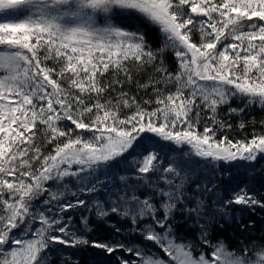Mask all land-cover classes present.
Masks as SVG:
<instances>
[{"label":"snow or ice","instance_id":"1","mask_svg":"<svg viewBox=\"0 0 264 264\" xmlns=\"http://www.w3.org/2000/svg\"><path fill=\"white\" fill-rule=\"evenodd\" d=\"M5 11L22 18L0 21V264H50L49 249L56 244H91L109 254L123 250L139 258L120 257V264H264V244L246 245L238 252L223 241L212 243L203 198L187 194L198 175L189 164L191 155L254 162L264 154V134H254L249 142L226 136L217 140L215 127H231L217 119V111L234 97L246 98L245 107L264 108V0H0V12ZM134 16L160 29L161 48L153 51L143 32L116 22ZM194 30L200 34L198 43ZM167 48L174 51L178 69L168 71L161 60L156 68L161 77L150 83H174L175 91L165 95L154 89L158 107L143 108L125 92L115 102H101L113 84L121 83H102L105 74L122 73L130 81L133 66L154 64ZM201 105L211 113L213 125L202 131ZM122 108L135 110L121 117ZM243 111L229 109L230 114ZM64 121L74 128L63 126ZM38 126H43V139L54 144L47 154L37 142ZM75 130L91 135H73ZM145 133L191 150L165 157L155 143L142 148ZM60 138L64 140L58 142ZM121 161L134 170L136 183L114 169V162ZM69 177L75 190L65 183ZM101 189L106 201L91 202L97 217L130 219L132 234L153 242L167 259L154 249L90 242L77 234L72 217L64 214L89 207L80 196ZM195 189L213 191L200 183ZM154 198H160L159 205ZM231 203L260 202L241 189L222 202ZM176 211L195 218L207 252L194 256L191 241H178ZM82 223L90 231L86 217Z\"/></svg>","mask_w":264,"mask_h":264},{"label":"trees","instance_id":"2","mask_svg":"<svg viewBox=\"0 0 264 264\" xmlns=\"http://www.w3.org/2000/svg\"><path fill=\"white\" fill-rule=\"evenodd\" d=\"M187 7V6H186ZM22 18L16 12H0V21L2 20H17ZM120 23L122 27L135 31L139 29L144 33L145 40L151 46L153 51L163 46L164 37L160 32V29L150 23L145 22L142 18L129 17L121 18L116 21ZM193 40L199 42L200 34L198 31L193 32ZM230 42V41H226ZM161 60L164 67L168 71L175 73L178 69V63L174 55V51L171 48L165 49L157 56V60L152 65H145L143 68H137L133 66L130 69V75L132 79L129 81L122 73L113 74L111 71L102 78V83H109L115 80L121 81L120 84H113L112 88L104 94L103 100L111 99L113 102L119 96V93L125 92L128 97H135L137 104L148 110H152L158 105L155 103L158 93L154 89H162L166 95L168 92L175 91V84L165 86L164 84H152L150 81L159 80L161 73L156 71V68L160 66ZM51 66V64H50ZM148 84V87H141V85ZM150 101V103H145ZM91 103L92 101H88ZM197 103H200L197 100ZM247 101L246 98L234 97L228 104L221 105L217 111V119L223 121L226 125L230 124L231 127H224L219 129V125H215L218 129L216 133V139L226 136L233 142L242 141L249 142L253 135L264 134V108L259 105L253 104L249 107H245ZM230 108H244L243 112L229 113ZM201 119L199 129L203 130V127L207 124L212 125V120L209 119L211 113L204 109L203 105L200 106ZM134 108H122L120 113L121 117L130 115ZM195 115V111L192 113ZM243 123L244 127L240 125ZM63 126L72 127L70 121L62 122ZM41 131L37 132L38 144L44 154H47L52 150L54 144H48L43 139L42 129L43 126H38ZM82 133L87 138L91 133L86 130H75L73 135ZM64 138H60L62 142ZM55 143V142H54ZM155 143L158 151L165 157L167 154H175L176 152L186 153L189 152L190 146L183 145L177 147L176 145L159 140L154 134L145 133L141 140L142 148H151ZM141 148H137V152H140ZM190 166L196 170L198 175L194 178V183L189 184L187 187V194L190 196H201L205 203V210L207 215L203 220L207 221L206 227L208 229V239L212 243L223 241L228 246L229 250L235 249L238 252L244 250V246H251L253 243L264 244V154H258L257 159L254 162H247L243 160H235L231 162L225 161H212L210 159H204L191 155L189 157ZM163 166H167V158L163 161ZM78 166L74 165L73 168ZM114 169L120 175H129L132 177L130 183H136L134 178V170L129 169L123 161L120 163L114 162ZM101 179H104L103 172L100 173ZM51 184V182H49ZM65 183H69L70 187L75 190V181L73 178H66ZM114 183L119 186L118 178L114 180ZM200 183L212 188L211 193H205L201 189L197 192L195 184ZM163 187V185H161ZM111 187V185H108ZM241 189L247 191L255 200L260 203L255 205H244L231 203L223 205L222 202L233 199L234 193L239 192ZM140 196L143 197L146 194V190H142ZM47 195V194H45ZM81 199L88 202L89 207H77L69 210L65 213V217L71 216V224L76 230L77 234H83L91 241H110V242H122L129 246H143L146 249H154L161 257L167 259L162 250L156 246L153 242L146 241L143 236L139 234H132L131 220L128 218L121 219L116 214H111L104 218H98L96 215L95 206L92 205L93 199H99L100 201H106V192L101 189L95 193L82 195ZM41 200L44 197L40 198ZM69 200H75V197L68 196ZM157 205L160 203V198H154ZM191 206V201H186ZM107 207V204H105ZM43 207V206H42ZM178 209L183 208L184 205H177ZM158 215L162 216L163 213L159 212ZM174 227L177 234V239L191 241L193 246V254L198 255L201 251L207 252L209 249L207 246H203L199 239L200 228L195 221V218L188 217L183 211H176L174 213ZM82 217L87 218V224L90 231H85V226L82 223ZM203 222V221H201ZM121 229L120 233H117L113 227ZM159 230V229H157ZM14 231H19L16 229ZM51 261L50 264H120L119 258L135 259L138 257L131 253H126L123 250H117L111 254L104 249H98L91 244L89 245H77L75 247L56 244L51 249ZM255 249H253V252Z\"/></svg>","mask_w":264,"mask_h":264},{"label":"rangeland","instance_id":"3","mask_svg":"<svg viewBox=\"0 0 264 264\" xmlns=\"http://www.w3.org/2000/svg\"><path fill=\"white\" fill-rule=\"evenodd\" d=\"M261 155H263V154H261Z\"/></svg>","mask_w":264,"mask_h":264}]
</instances>
